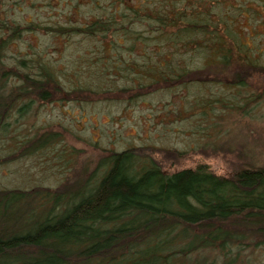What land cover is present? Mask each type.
<instances>
[{"label": "trees", "instance_id": "1", "mask_svg": "<svg viewBox=\"0 0 264 264\" xmlns=\"http://www.w3.org/2000/svg\"><path fill=\"white\" fill-rule=\"evenodd\" d=\"M27 2L55 10L57 20L20 23L4 8ZM263 17L264 0H0V136L12 113L24 116L32 102H91L114 93L130 102L209 83L264 98L253 33L240 27L243 18ZM38 32L50 44L84 48L67 68L38 51L8 54ZM84 75L89 80L81 83ZM111 76L129 83L116 91L100 86ZM59 136L37 130L13 143L11 157ZM153 148H102L81 180L72 171L53 188L0 189V264H256L264 256V164L216 172L200 158L175 167L157 160Z\"/></svg>", "mask_w": 264, "mask_h": 264}, {"label": "rangeland", "instance_id": "2", "mask_svg": "<svg viewBox=\"0 0 264 264\" xmlns=\"http://www.w3.org/2000/svg\"><path fill=\"white\" fill-rule=\"evenodd\" d=\"M35 5L27 2L18 10L8 3L4 8L9 17L20 23L44 21L49 16L57 20L55 10L40 7L38 2ZM241 21L242 32L253 33L249 43H255L254 57L264 66V23L252 20L248 24L244 18ZM81 43L64 46L56 40L50 44L38 32L13 43L8 54L20 56L38 51L67 68L71 55L75 58L78 50L84 48ZM111 78L106 77L100 86L116 91L129 83ZM88 80V76H79L81 83ZM91 81V85H98ZM253 95L248 88L209 83L163 89L130 102L114 97L120 96L117 93L109 95L112 99L99 95L91 102H32L24 116L12 113L9 130L0 136V189L53 188L72 171L77 173L76 180H81L92 170L102 148L133 147L140 151L142 147H154L149 153L157 160L164 157L166 164L175 161V167L192 166L201 158L216 172H227L230 166L249 161L262 165L264 98L254 101ZM40 129L59 131L60 139L31 155L12 158L13 143ZM168 150H177L182 157L173 158ZM258 258L256 264H264L263 254Z\"/></svg>", "mask_w": 264, "mask_h": 264}]
</instances>
